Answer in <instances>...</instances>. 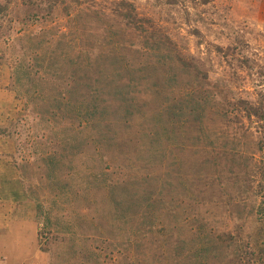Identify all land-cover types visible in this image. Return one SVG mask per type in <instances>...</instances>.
<instances>
[{"label": "rangeland", "instance_id": "1", "mask_svg": "<svg viewBox=\"0 0 264 264\" xmlns=\"http://www.w3.org/2000/svg\"><path fill=\"white\" fill-rule=\"evenodd\" d=\"M0 6V264H264V0Z\"/></svg>", "mask_w": 264, "mask_h": 264}, {"label": "trees", "instance_id": "2", "mask_svg": "<svg viewBox=\"0 0 264 264\" xmlns=\"http://www.w3.org/2000/svg\"><path fill=\"white\" fill-rule=\"evenodd\" d=\"M209 1L210 0H202L203 3L209 2ZM1 13H2V7L0 6V14ZM33 87L35 88V86H33ZM114 92L116 93L117 91L114 90ZM241 103H243V102H241ZM247 105L248 106H245L246 108L245 107L241 108V110L245 112L247 117L254 116L258 119L264 118V110H262L263 106L261 105V103L259 104V106H256L254 104H247ZM38 210L43 211L40 206H37V212H38ZM44 224L46 225V223H44ZM44 224H40L38 222V227H40ZM228 236L231 238V240L233 239L232 235H228ZM248 244L249 243L247 242V246L249 247ZM246 253L248 254L249 257H251L254 254L253 250H248Z\"/></svg>", "mask_w": 264, "mask_h": 264}, {"label": "crops", "instance_id": "3", "mask_svg": "<svg viewBox=\"0 0 264 264\" xmlns=\"http://www.w3.org/2000/svg\"><path fill=\"white\" fill-rule=\"evenodd\" d=\"M2 182H3V180L0 178V212H1V213H3V212H2V208L8 205V204L4 201V197L1 195L2 187H3V185H2L3 183H2ZM0 216H1L0 221H2L4 224H5V222H6V224H8V225L11 224L12 220L10 221V219H13V216H11L10 213H8V212L6 211V215H4V214H0ZM5 218H7L8 221H6ZM7 222H8V223H7ZM14 222H16V221H13V223H14ZM8 229H9V228H8ZM7 231H8V230H7ZM1 232H2L3 235H4L5 233H7V232H5L4 229H2ZM8 233H10V232L8 231Z\"/></svg>", "mask_w": 264, "mask_h": 264}]
</instances>
